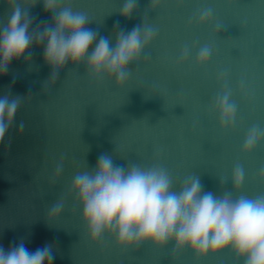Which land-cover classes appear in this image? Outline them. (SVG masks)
<instances>
[{
    "label": "water",
    "instance_id": "obj_1",
    "mask_svg": "<svg viewBox=\"0 0 264 264\" xmlns=\"http://www.w3.org/2000/svg\"><path fill=\"white\" fill-rule=\"evenodd\" d=\"M124 2L59 5L86 13V26L112 46L116 32L141 24L155 29L123 86L106 74L94 78L86 61L69 63L58 78L48 79L43 46H33L31 60L14 61L0 76V96L21 95L14 124L0 143V245L8 249L23 239L35 252L51 243L52 264H243L230 249L198 258L188 248L176 251L174 240L164 248L145 242L125 249L112 233L96 243L87 236L71 183L102 153L119 166L165 168L174 190L197 175L205 192L264 195V142L250 152L242 148L250 128L264 129V0H137L129 19L119 14ZM18 3L30 8L33 29L52 22L40 0L34 7L33 0ZM205 8L212 9V18L199 23L197 14ZM9 13L7 0H0V26ZM205 45L212 56L198 64L196 54ZM185 49L189 55L182 60ZM225 93L237 109L231 127L221 125L215 104ZM237 165L244 182L234 189ZM57 201L63 211L50 217Z\"/></svg>",
    "mask_w": 264,
    "mask_h": 264
},
{
    "label": "clouds",
    "instance_id": "obj_2",
    "mask_svg": "<svg viewBox=\"0 0 264 264\" xmlns=\"http://www.w3.org/2000/svg\"><path fill=\"white\" fill-rule=\"evenodd\" d=\"M37 2L33 0L32 7ZM40 2L44 12L52 14V22L33 29L30 8H22L18 0H7L10 13L0 26V76L8 73L14 61L31 60L33 46H43V61L51 70L48 79L58 78L60 70L69 63L79 65L86 61L94 78L106 74L114 78L117 86H123L130 75L129 65L140 58L156 37L155 29L141 24L127 33L116 32L112 46L110 38L97 39L98 32L86 26L91 22L86 13L59 7L61 0ZM136 8L137 0H125L119 14L129 19ZM212 15V9L205 8L199 10L196 19L205 23ZM188 55L185 49L181 59ZM211 56L212 49L205 45L197 52L196 62L206 64ZM20 97L0 96V143L14 124ZM215 104L221 125L234 126L237 109L229 94L218 96ZM19 127L22 131V122ZM261 142L264 129L253 126L242 148L250 152ZM61 171L62 163L56 168L57 174ZM243 182V167L237 165L231 175L232 186L239 189ZM71 191L79 201L82 221L92 243L105 233L114 234L117 245L125 249L145 242L164 248L174 240L176 251L188 248L198 258L230 249L243 264H264V195L233 198L231 190L222 195L205 192L197 175L186 177L180 188L174 190L172 177L165 168L119 166L111 155L103 153L92 169L73 177ZM62 211L63 203L54 202L49 216L57 217ZM53 246L49 243L30 252L23 239L8 249L0 245V264H52Z\"/></svg>",
    "mask_w": 264,
    "mask_h": 264
},
{
    "label": "snow or ice",
    "instance_id": "obj_3",
    "mask_svg": "<svg viewBox=\"0 0 264 264\" xmlns=\"http://www.w3.org/2000/svg\"><path fill=\"white\" fill-rule=\"evenodd\" d=\"M159 2H160V0H159Z\"/></svg>",
    "mask_w": 264,
    "mask_h": 264
}]
</instances>
